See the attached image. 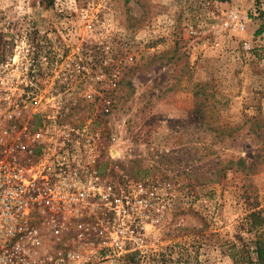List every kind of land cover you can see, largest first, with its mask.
I'll return each mask as SVG.
<instances>
[{"label":"rangeland","instance_id":"obj_1","mask_svg":"<svg viewBox=\"0 0 264 264\" xmlns=\"http://www.w3.org/2000/svg\"><path fill=\"white\" fill-rule=\"evenodd\" d=\"M18 44L102 178L147 188L128 264H264V0H0Z\"/></svg>","mask_w":264,"mask_h":264},{"label":"built area","instance_id":"obj_2","mask_svg":"<svg viewBox=\"0 0 264 264\" xmlns=\"http://www.w3.org/2000/svg\"><path fill=\"white\" fill-rule=\"evenodd\" d=\"M45 60L31 44L0 58V264H128L150 194L104 180L97 134L51 114Z\"/></svg>","mask_w":264,"mask_h":264},{"label":"trees","instance_id":"obj_3","mask_svg":"<svg viewBox=\"0 0 264 264\" xmlns=\"http://www.w3.org/2000/svg\"><path fill=\"white\" fill-rule=\"evenodd\" d=\"M259 250H260L259 253H258V254H259V257H260V258H264V253H263V251H262L261 249H259Z\"/></svg>","mask_w":264,"mask_h":264}]
</instances>
